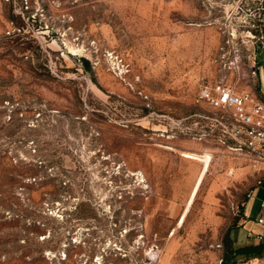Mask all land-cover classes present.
Here are the masks:
<instances>
[{"label": "rangeland", "instance_id": "obj_1", "mask_svg": "<svg viewBox=\"0 0 264 264\" xmlns=\"http://www.w3.org/2000/svg\"><path fill=\"white\" fill-rule=\"evenodd\" d=\"M249 7L0 0V264H223L254 242L264 183L244 216L257 171L197 100L226 39L260 47ZM185 153L211 161L180 224L203 169Z\"/></svg>", "mask_w": 264, "mask_h": 264}, {"label": "built area", "instance_id": "obj_2", "mask_svg": "<svg viewBox=\"0 0 264 264\" xmlns=\"http://www.w3.org/2000/svg\"><path fill=\"white\" fill-rule=\"evenodd\" d=\"M252 9L257 11L256 24L241 25L260 31L256 39L260 47L251 54L242 53V50L232 45V38L226 39L225 44L230 51L223 50L218 57L219 76L213 82L200 85L197 100L206 103L214 110L222 113L229 120L222 124L229 142L221 139V143L231 151L243 154L254 163L264 162V100L254 90L256 76L259 69V50L264 47V0H245ZM244 21V20H243ZM247 32L250 29L247 28ZM232 36V33H230ZM252 37H254L252 35ZM264 183V174L259 175L253 187L247 192V197L254 188ZM257 230L249 229L246 236L253 241L264 244V199L260 201L257 215L253 219Z\"/></svg>", "mask_w": 264, "mask_h": 264}, {"label": "crops", "instance_id": "obj_3", "mask_svg": "<svg viewBox=\"0 0 264 264\" xmlns=\"http://www.w3.org/2000/svg\"><path fill=\"white\" fill-rule=\"evenodd\" d=\"M258 61H259V69H258V74H257V76H256V83H255V85H254V90H255V92L258 94V96L261 98V99H263L264 100V47L262 48V49H260L259 50V55H258ZM228 149V148H227ZM229 150V149H228ZM231 151V150H230ZM206 153H204V155H205ZM209 154V153H208ZM195 155H197V154H195ZM204 155H202V156H199V155H197L200 159H198L197 161H201L202 162V160H201V158L204 156ZM210 155V154H209ZM240 155H243V154H240ZM211 156V155H210ZM243 156H245V155H243ZM186 158V157H185ZM245 159H248L249 160V158H247L246 156L244 157ZM250 162H251V166L257 171V177L259 176V175H261V174H264V162H256V163H254L252 160H250ZM203 163V162H202ZM200 171V170H199ZM203 171H204V163H203V169H202V171H201V173H200V175H199V178H198V180H197V182H196V184H195V186H194V188H193V190H192V193H191V196H190V199H189V201H188V203H187V206H186V209H185V212H184V214L185 213H187L186 211H188L189 210V207H190V202L192 201L193 202V195H194V192H195V190H196V188H197V186H198V183H199V180H200V178H201V175H202V173H203ZM199 189V188H198ZM257 190H258V187L257 188H254L253 189V191H252V194L246 199V201L244 202V206H243V215L245 216V214H247V212H250L251 210H252V208L254 207V201H251L250 200V198H252L255 194H256V192H257ZM198 191V190H197ZM190 194V193H189ZM196 194H197V192H196ZM195 194V195H196ZM195 197V196H194ZM263 200V199H262ZM192 204V203H191ZM185 216L186 215H183V220H181V223L180 224H182L183 223V221H184V219H185ZM243 221H244V219L242 220V222H241V224L243 223ZM249 229H255V230H257L258 229V227L254 224V222H253V220L250 222V224H249V228L247 229V230H249ZM246 230V231H247Z\"/></svg>", "mask_w": 264, "mask_h": 264}, {"label": "trees", "instance_id": "obj_4", "mask_svg": "<svg viewBox=\"0 0 264 264\" xmlns=\"http://www.w3.org/2000/svg\"><path fill=\"white\" fill-rule=\"evenodd\" d=\"M264 254V244L254 241L251 244L230 247L224 255L223 264L232 257L256 258Z\"/></svg>", "mask_w": 264, "mask_h": 264}, {"label": "bare ground", "instance_id": "obj_5", "mask_svg": "<svg viewBox=\"0 0 264 264\" xmlns=\"http://www.w3.org/2000/svg\"><path fill=\"white\" fill-rule=\"evenodd\" d=\"M184 157H186V158H188V159H192V160H198V159H200L197 155H195V154H190V153H185V154H184ZM201 160H202V162L204 163V171H203V173H202V175H201V178H200V180H199L198 186H197V188H196V190H195V192H194L193 198H194V196H195V194H196V192H197V190H198V188H199V186H200V184H201V182H202V179H203L204 174L207 172V170H208V168H209V164H210V161H211V156H210L208 153H206V154L201 158ZM191 203H192V201L190 202V205H191ZM186 212H187V211H186ZM184 215H186V213H185ZM182 220H183V219H182ZM180 223H181V222H180Z\"/></svg>", "mask_w": 264, "mask_h": 264}]
</instances>
